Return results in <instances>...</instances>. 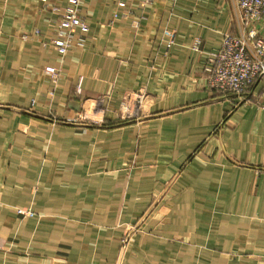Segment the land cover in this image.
I'll return each instance as SVG.
<instances>
[{
  "label": "crops",
  "instance_id": "0c3cea01",
  "mask_svg": "<svg viewBox=\"0 0 264 264\" xmlns=\"http://www.w3.org/2000/svg\"><path fill=\"white\" fill-rule=\"evenodd\" d=\"M67 2L0 0V264H264V76L207 81L224 35L252 47L264 23L237 0H84L63 55ZM133 89L149 107L125 122ZM98 96L101 125L64 121Z\"/></svg>",
  "mask_w": 264,
  "mask_h": 264
},
{
  "label": "built area",
  "instance_id": "2783aa9c",
  "mask_svg": "<svg viewBox=\"0 0 264 264\" xmlns=\"http://www.w3.org/2000/svg\"><path fill=\"white\" fill-rule=\"evenodd\" d=\"M83 3L84 0H68L62 9L61 17L55 22L53 44L63 55L73 42L80 44L85 42L84 33L89 31L90 26L82 14ZM237 4L242 10L244 22L261 21L264 23V0H237ZM54 9L59 10L57 7ZM255 35L256 32L251 31L248 37ZM248 37L230 32L224 35L220 50L211 58V65L207 67L209 88L242 96L259 76H264V36L258 37L252 47ZM174 39V35L171 34L168 45H171ZM194 48L200 50V38L194 42ZM46 72L55 73L57 68L48 66ZM148 107L149 98L144 90H130L122 101V119L125 122L139 121ZM108 109L105 97L98 96L89 107L75 115L68 116L64 121L80 125H101L107 117ZM18 212L24 216L34 214L32 210L23 208H18ZM136 228L131 226L127 236L122 238L120 260L125 255Z\"/></svg>",
  "mask_w": 264,
  "mask_h": 264
},
{
  "label": "rangeland",
  "instance_id": "374dc122",
  "mask_svg": "<svg viewBox=\"0 0 264 264\" xmlns=\"http://www.w3.org/2000/svg\"><path fill=\"white\" fill-rule=\"evenodd\" d=\"M132 226H134V227L136 228L137 226H139V224L135 223V224H132ZM129 228H131V226H128V229H127L126 233L123 235V237L127 236ZM138 228H139V227H137L136 229H138ZM140 229H142V227H141ZM133 235H134V234H133ZM131 238H132V239H131V241L129 242V246H130L131 242L133 241L134 236L131 237ZM121 245H122V240H121ZM128 249H129V247H128ZM128 249H127V251H128ZM127 251H126V252H127ZM117 261H118V259H117Z\"/></svg>",
  "mask_w": 264,
  "mask_h": 264
}]
</instances>
